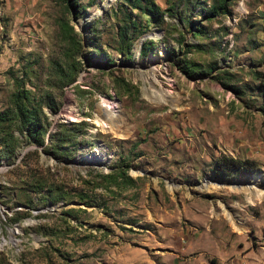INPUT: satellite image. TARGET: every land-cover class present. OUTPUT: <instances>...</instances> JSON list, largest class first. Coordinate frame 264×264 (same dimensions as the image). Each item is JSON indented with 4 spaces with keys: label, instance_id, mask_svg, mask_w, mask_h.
Listing matches in <instances>:
<instances>
[{
    "label": "rangeland",
    "instance_id": "obj_1",
    "mask_svg": "<svg viewBox=\"0 0 264 264\" xmlns=\"http://www.w3.org/2000/svg\"><path fill=\"white\" fill-rule=\"evenodd\" d=\"M153 1L0 0V264H264V0Z\"/></svg>",
    "mask_w": 264,
    "mask_h": 264
},
{
    "label": "trees",
    "instance_id": "obj_2",
    "mask_svg": "<svg viewBox=\"0 0 264 264\" xmlns=\"http://www.w3.org/2000/svg\"><path fill=\"white\" fill-rule=\"evenodd\" d=\"M129 5H131L133 8H138L144 11V13L148 14L150 18L153 20L152 17L155 16L156 10H160V6L155 3L153 0H123ZM225 1V0H223ZM223 4H220L221 6ZM217 6H214L213 9H216ZM126 34L123 33V37L125 38ZM134 38H130L128 41H126V44L123 47H120L118 50L127 56L131 54V49L133 46ZM75 80V78H71V81ZM34 127H29V136L34 135ZM36 142L43 144L44 141L40 139H35ZM216 172L219 174H231V176L234 175V173L238 172H253L257 169V165L253 160L250 159H239L233 156H223L218 158L217 160V166H216ZM94 178H100L102 177V174L97 173H90ZM233 174V175H232ZM112 175V173L110 174Z\"/></svg>",
    "mask_w": 264,
    "mask_h": 264
},
{
    "label": "bare ground",
    "instance_id": "obj_3",
    "mask_svg": "<svg viewBox=\"0 0 264 264\" xmlns=\"http://www.w3.org/2000/svg\"><path fill=\"white\" fill-rule=\"evenodd\" d=\"M145 80L149 82V79L145 78ZM150 83H151V82H150ZM146 88H148V87H146ZM155 90H156V89H155ZM148 91H149V95H150L151 98L156 97V96L158 95L157 93H154V95H153V92L151 93L149 89H148ZM167 93H169V91H168ZM170 94H171V93H170ZM107 122H108V124H109V123H110V120H108ZM103 157L105 158V154L103 153V151L101 150V148H99L98 151H97V153H95L94 156H92V155H89V156H88L87 161H89V160H90V161H92V160L94 161V160H95V161L98 162L99 159L101 160V158H103ZM98 163H99V162H98ZM238 186L240 187V189H244L243 185H236V184H235V187H237V188H234V189H238ZM258 196H259V195H258Z\"/></svg>",
    "mask_w": 264,
    "mask_h": 264
},
{
    "label": "water",
    "instance_id": "obj_4",
    "mask_svg": "<svg viewBox=\"0 0 264 264\" xmlns=\"http://www.w3.org/2000/svg\"><path fill=\"white\" fill-rule=\"evenodd\" d=\"M38 210H41V209H38Z\"/></svg>",
    "mask_w": 264,
    "mask_h": 264
}]
</instances>
